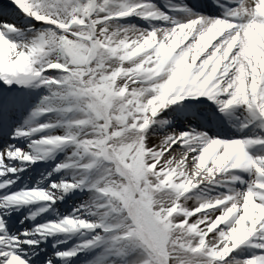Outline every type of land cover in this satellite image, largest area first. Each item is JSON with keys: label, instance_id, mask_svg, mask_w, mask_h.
Segmentation results:
<instances>
[{"label": "snow or ice", "instance_id": "obj_1", "mask_svg": "<svg viewBox=\"0 0 264 264\" xmlns=\"http://www.w3.org/2000/svg\"><path fill=\"white\" fill-rule=\"evenodd\" d=\"M0 264H264V0H0Z\"/></svg>", "mask_w": 264, "mask_h": 264}]
</instances>
